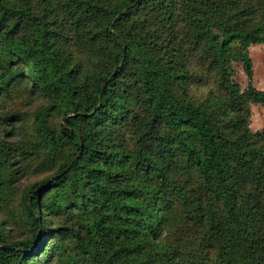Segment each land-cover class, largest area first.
Listing matches in <instances>:
<instances>
[{"label":"trees","instance_id":"1","mask_svg":"<svg viewBox=\"0 0 264 264\" xmlns=\"http://www.w3.org/2000/svg\"><path fill=\"white\" fill-rule=\"evenodd\" d=\"M58 5L0 0V212L33 159L54 169L21 192L29 235L0 218V264H264V129L250 127L264 87L248 50L264 46V0ZM62 18L94 70L59 41ZM192 54L213 73L200 97ZM20 89L31 113L8 107ZM124 117L133 145L114 134Z\"/></svg>","mask_w":264,"mask_h":264},{"label":"rangeland","instance_id":"2","mask_svg":"<svg viewBox=\"0 0 264 264\" xmlns=\"http://www.w3.org/2000/svg\"><path fill=\"white\" fill-rule=\"evenodd\" d=\"M36 7L38 6L39 11L46 13H55L59 9L58 1L51 0L48 5H44L41 0H32ZM61 14V12H59ZM59 27L62 31L59 41L65 47L71 59L81 61L83 69L94 70L96 66V60L94 57L91 58L87 53L86 49L83 48L81 41L77 38L72 25L67 19H59ZM249 54L253 61L254 67V79L253 83L256 87L260 88L264 85V66L262 63L264 46L262 43H251L248 46ZM190 69L194 72L196 69H202L205 73L203 80L190 81L188 91L195 97H200L205 94L209 88L214 86V79L212 71H209L205 64L197 57L196 54H192L189 63ZM234 69L233 79L238 82L241 87H245L247 78L242 68L240 61H235L232 64ZM22 94H13V97L8 99V107L12 111H18L25 113L26 111L31 113L35 107L37 100L32 96L28 95L26 89H20ZM252 104V103H251ZM257 104H252L253 116L250 120L251 129L254 128L261 120V110ZM128 118H122L115 125H113L114 134L118 136L119 141L127 143L128 145L134 144L135 132L131 128L128 122ZM253 130V129H252ZM3 138V131L0 127V139ZM117 144V143H116ZM40 159H33L30 162L29 167L26 169V173L20 180L13 186V191L10 195L3 193V210L0 212V218L7 220L6 232L11 235V238L23 239L29 235V231L26 225L21 219V208H20V196L21 192L27 188L33 182H39L43 179L52 176L54 169L42 165ZM11 227V229L9 228ZM11 230V232H9Z\"/></svg>","mask_w":264,"mask_h":264},{"label":"crops","instance_id":"3","mask_svg":"<svg viewBox=\"0 0 264 264\" xmlns=\"http://www.w3.org/2000/svg\"><path fill=\"white\" fill-rule=\"evenodd\" d=\"M263 87H264V85L262 87H260V88H263ZM252 104H257L259 106L260 110H261V116H260L261 117L260 118L261 121L252 129L253 130L264 129V103H252ZM252 116H253V111H252V106H251V118H252Z\"/></svg>","mask_w":264,"mask_h":264}]
</instances>
